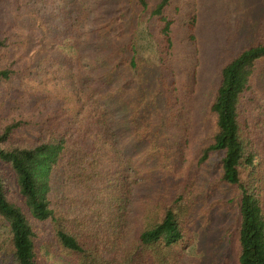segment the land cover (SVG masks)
Returning a JSON list of instances; mask_svg holds the SVG:
<instances>
[{
    "label": "rangeland",
    "instance_id": "obj_1",
    "mask_svg": "<svg viewBox=\"0 0 264 264\" xmlns=\"http://www.w3.org/2000/svg\"><path fill=\"white\" fill-rule=\"evenodd\" d=\"M81 1L68 15L58 12L61 0H0V69L10 71L0 78V133L16 125L2 146L30 147L67 133L71 155L51 181L57 207L75 208V219L112 216L103 199L121 183L133 221L146 206L171 204L182 193L192 239L180 263L237 264L240 191L221 181V153L203 154L215 133L210 107L221 68L264 44V0H170V46L151 8L88 0L90 9ZM132 41L135 73L126 63ZM249 83L240 119L251 136L253 126L264 130V57ZM74 159L75 184L67 178ZM0 177L6 198L27 215L38 261L78 264L58 245L51 221L30 216L3 162ZM11 251L0 217V264H11Z\"/></svg>",
    "mask_w": 264,
    "mask_h": 264
},
{
    "label": "trees",
    "instance_id": "obj_2",
    "mask_svg": "<svg viewBox=\"0 0 264 264\" xmlns=\"http://www.w3.org/2000/svg\"><path fill=\"white\" fill-rule=\"evenodd\" d=\"M61 1L63 6L59 5L58 12L64 11L68 15L71 12L76 14L78 6L83 5L81 0ZM135 1L143 11L151 8L150 15L161 20V33L170 46L171 21L164 15L170 0H158L152 6L149 0ZM87 8L91 9L89 3ZM84 9L82 18L89 19L90 11L85 4ZM130 46L126 63L135 73L138 70V51L133 41ZM262 57L264 44L249 46L221 68L219 86L210 107L215 116V133L203 154L220 152L221 181L228 186H236L240 191L237 264H264V130L253 126L251 139L244 133L240 119L243 94L250 88L254 66ZM9 75V70L0 69V78H9ZM15 126L8 125L0 133V162L8 164L14 172L30 216L40 221H51L58 245L75 255L78 264H182L180 260L187 255L185 249L192 239L191 223L186 213L188 206L182 203V193L171 204L146 206L141 213L142 219L131 221L126 218L124 184H115L110 196L103 199L107 202L105 209H113L112 216L101 218L96 214L95 219H75V208H59L51 196L54 173L59 167L63 168L62 162L71 155L74 143L70 144L68 134L62 132L54 140L34 146L3 147L2 143ZM71 166L73 168L69 169L71 173L67 178L75 184V159ZM0 217L9 227L11 264H43L36 257L34 232L27 215L6 198L1 177Z\"/></svg>",
    "mask_w": 264,
    "mask_h": 264
}]
</instances>
